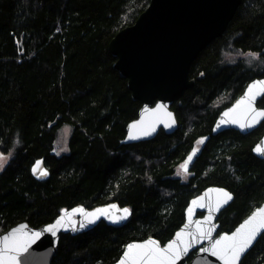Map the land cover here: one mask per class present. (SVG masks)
I'll use <instances>...</instances> for the list:
<instances>
[{"label": "trees", "instance_id": "obj_1", "mask_svg": "<svg viewBox=\"0 0 264 264\" xmlns=\"http://www.w3.org/2000/svg\"><path fill=\"white\" fill-rule=\"evenodd\" d=\"M149 0H0V232L26 221L39 226L62 208L108 202L127 206L120 226L100 222L75 236L60 234L51 264H110L124 245L145 237L161 244L184 221V209L217 185L233 201L219 214L230 232L264 201V163L251 133L211 128L217 114L255 77H264V0H242L223 35L189 68L194 85L171 105L178 128L151 140L122 144L136 118L126 81L112 65L108 42L134 23ZM255 58L246 64V57ZM264 108V96L257 102ZM69 125L68 151L57 154L58 130ZM195 146L188 172L180 166ZM41 161L48 175L32 169ZM264 261V234L240 264Z\"/></svg>", "mask_w": 264, "mask_h": 264}, {"label": "water", "instance_id": "obj_2", "mask_svg": "<svg viewBox=\"0 0 264 264\" xmlns=\"http://www.w3.org/2000/svg\"><path fill=\"white\" fill-rule=\"evenodd\" d=\"M241 1L149 0L147 7L138 15L133 24L121 28L113 35L108 42V50L115 58L112 67L116 70L119 77L126 81V87L130 92L131 99L140 103L136 118L129 121L125 126L122 144L128 145L151 140L159 131H163L166 135H172L177 130L178 120L171 109V105L195 83L194 79L189 77V68L202 50L213 40L223 35ZM257 81H264V77H255L249 80L241 94L217 114L211 128L212 136H216L226 130H234L241 135H246L257 129L264 121V118H258L259 122L254 123L251 128H242L239 123H232L231 121L234 117L240 119L243 116L245 106L237 108L235 112H230L229 116L224 115V113L236 107L237 101L245 96L249 85ZM263 96L258 95L256 97L254 102L255 109L264 110V108L257 105V102ZM158 106L161 107L158 108ZM145 109L148 111L146 112ZM222 121L223 123H221ZM241 122L246 121L241 119ZM132 125H136V127L133 128ZM130 135L136 138L132 139ZM257 145L264 147V134L252 147V154L264 163V155L255 151ZM194 149H197V151L188 163V171L198 158L200 147L195 146L192 148L181 164L185 163ZM180 170L184 172L181 166ZM35 176L42 178L39 176V172ZM218 190L229 193L231 199L224 203L225 197ZM200 197H204L200 201L204 207L195 206L192 203ZM233 198V194L222 186H207L198 195L188 200L184 209V221L169 240L164 244H161L154 237L131 240L124 245L118 259L110 264H120L130 244H144L149 240H153L157 242L159 247L164 248L171 241L177 239V233L179 232H191L198 236V228L207 231L213 226L211 239H203L199 243L192 242L187 253H183L184 246H180L182 254L176 264H223V261L212 255L211 251H203L202 249H211V245L216 239L225 234L231 235L253 213L258 209L264 208V201H262L230 232H219L218 216L233 201ZM112 205L116 207L113 208ZM78 208L83 209V213L73 212L74 209ZM105 208L108 209V213L100 215L98 218L87 215L88 213L96 212L98 209ZM125 208L130 210V214L125 219L113 222L115 217L124 215L123 209ZM189 208H192L191 215H189ZM209 208L212 209L210 222L207 221ZM130 215L131 209L129 207H120L116 202H108L91 208L78 204L70 208H62L54 219L39 226H31L26 221L17 222L0 232V239L11 234L13 230L20 229L21 226H24L22 233L27 234L29 237L39 232L40 235L34 236L27 244L26 250L11 253V255L17 257V264H51L57 252L60 234L75 236L93 229L100 222L108 226H120L127 221ZM61 217H63V220H61L62 226H57L52 231H48L47 229L55 225ZM89 220L94 222L89 223ZM197 221L200 222L199 225ZM81 224L84 226L81 227ZM185 225H188V227L185 228ZM22 233H17V236H21ZM262 234H264V230L257 235L251 247L241 255L238 264H240L243 257ZM190 239V237L184 236L186 243ZM192 251H196L195 255L189 262L185 263ZM127 264H131V262L128 261ZM260 264H264V261Z\"/></svg>", "mask_w": 264, "mask_h": 264}, {"label": "snow or ice", "instance_id": "obj_3", "mask_svg": "<svg viewBox=\"0 0 264 264\" xmlns=\"http://www.w3.org/2000/svg\"><path fill=\"white\" fill-rule=\"evenodd\" d=\"M255 57V54H249ZM258 95H264V81H257L252 85H249L248 90L245 93V96L241 98V100L237 101V105L235 108L230 109L229 112L224 113L225 116H229L230 112H235L237 108L241 106H245V111L243 116L240 119L233 118L232 123H239L240 127H248L251 128L254 126V123H258V118H264V110H257L254 107V102ZM161 106H158V108ZM147 112L148 110L145 109ZM155 111V110H153ZM170 115V114H169ZM241 119L246 122H241ZM223 123V121L221 122ZM171 126V125H166ZM133 128L136 125H132ZM154 130V128H153ZM148 134V133H145ZM130 138L134 139L136 137L131 136ZM197 149H194L192 154L188 156L187 160L181 168L184 172L188 171V163L192 160L193 156L196 154ZM255 151L261 155H264V147L257 145ZM6 158L0 155V169L4 167L3 161ZM42 162L37 161L34 165L32 171L34 174L39 172L40 177H45L48 175L47 170L41 167ZM222 193L226 203L231 199V195L223 190H218ZM204 197H200L198 200H194L192 203L195 206L204 207L203 204L200 203ZM219 206V204H218ZM115 208V205H112ZM189 215L192 213V208H189ZM73 212H81L83 213V209H74ZM211 212L212 209L209 208V217L207 221H211ZM108 213V209H98L96 212L88 213V216L98 218L100 215H105ZM123 216H117L114 218L113 222H117L118 220L125 219L128 214H130V210L125 208L123 209ZM70 215V214H69ZM61 217L60 220H57L56 224L51 226L48 231H52L53 228L61 225ZM93 220H89V223H93ZM199 225L200 222L197 221ZM84 225L81 224V227ZM24 226H21L20 229L13 230V232L9 235L4 236L0 239V264H17V257L15 255H11V253H15L21 250H26L27 244L31 241L34 236H39L40 233H34L32 237L27 236V234L22 233V229ZM188 225H185L187 228ZM214 228V226H213ZM213 228H209L207 231H204L202 228H198L199 235L197 236L191 232H179L177 233V239L171 241L167 246L161 248L158 246L156 241L149 240L144 244H130L127 247V251L124 253V258L121 260L120 264H127L128 261L131 264H176V261L181 256L180 246L183 245V253H187L189 247L192 242L199 243L203 239H211V232ZM264 230V208L258 209L248 220H246L234 233L231 235L225 234L221 236L219 239H216L212 245L211 249H202L203 251H211L212 255L217 256L218 259L223 261V264H238L241 255L247 251L248 248L251 247L253 242L256 240L257 235ZM17 233H22L21 236H17ZM184 236L190 237V241L186 243L184 241ZM179 241V243H177Z\"/></svg>", "mask_w": 264, "mask_h": 264}, {"label": "rangeland", "instance_id": "obj_4", "mask_svg": "<svg viewBox=\"0 0 264 264\" xmlns=\"http://www.w3.org/2000/svg\"><path fill=\"white\" fill-rule=\"evenodd\" d=\"M245 57H246V64H249L255 58L252 55L245 56ZM70 132H71V127L69 125H63L58 130L57 136H56V139H55V142H54V151L57 154H63V153H66L68 151L67 141H68ZM3 157H5V156H3ZM5 158H6V160L3 161L4 166H5L6 162H7V157H5Z\"/></svg>", "mask_w": 264, "mask_h": 264}, {"label": "flooded vegetation", "instance_id": "obj_5", "mask_svg": "<svg viewBox=\"0 0 264 264\" xmlns=\"http://www.w3.org/2000/svg\"><path fill=\"white\" fill-rule=\"evenodd\" d=\"M219 232H220V231H219ZM145 238H146V237H145ZM142 239H144V238H142ZM137 240H140V239H137ZM195 253H196V251H192V252L189 254V256H188V258H187V260H186L185 263L189 262V261L191 260V258L195 255Z\"/></svg>", "mask_w": 264, "mask_h": 264}]
</instances>
